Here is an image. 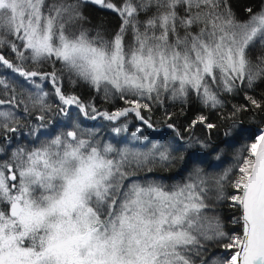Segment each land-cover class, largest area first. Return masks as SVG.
I'll return each instance as SVG.
<instances>
[{"label":"snow or ice","instance_id":"obj_1","mask_svg":"<svg viewBox=\"0 0 264 264\" xmlns=\"http://www.w3.org/2000/svg\"><path fill=\"white\" fill-rule=\"evenodd\" d=\"M0 264H264V0H0Z\"/></svg>","mask_w":264,"mask_h":264},{"label":"trees","instance_id":"obj_2","mask_svg":"<svg viewBox=\"0 0 264 264\" xmlns=\"http://www.w3.org/2000/svg\"><path fill=\"white\" fill-rule=\"evenodd\" d=\"M96 14L97 15L107 16L110 20H112L113 23L115 22L110 13L101 12V11L97 10ZM227 103L229 105L228 108H225L223 110V112L216 113V116L220 120H223L224 117L228 114V112L230 110V105L243 103V98H242V96H237L235 99L229 98ZM165 107H167V110L171 111V112H180V111H182V108H181L180 104H178L176 102H173V101H170V100H166L165 101V106L154 105V112L152 114H150V115H153V118L157 121V126H158L159 130H163L164 129L163 126L160 124V121L163 119L164 112H165ZM189 107H190V105H187V104L183 105V110H187V109H189ZM189 114H191V113H189ZM205 114H207L206 110H205ZM242 121H243V124H244L245 128L250 129L252 132H255L257 126L259 125V120L258 119H256L254 121L248 115H245L242 118ZM199 134H200V131H199V129H197V135H199Z\"/></svg>","mask_w":264,"mask_h":264},{"label":"rangeland","instance_id":"obj_3","mask_svg":"<svg viewBox=\"0 0 264 264\" xmlns=\"http://www.w3.org/2000/svg\"><path fill=\"white\" fill-rule=\"evenodd\" d=\"M160 131H165V129H163V130H160Z\"/></svg>","mask_w":264,"mask_h":264}]
</instances>
